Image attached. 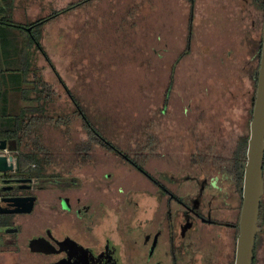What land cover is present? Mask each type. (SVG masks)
Segmentation results:
<instances>
[{
    "label": "rangeland",
    "instance_id": "obj_1",
    "mask_svg": "<svg viewBox=\"0 0 264 264\" xmlns=\"http://www.w3.org/2000/svg\"><path fill=\"white\" fill-rule=\"evenodd\" d=\"M75 1L15 0L11 7L15 20L25 23ZM257 1L262 0H195L191 23L190 0H88L47 22L42 43L93 124L122 151L138 161L141 152L151 151L153 158L175 152L182 167L194 151L230 162L241 137L251 132L257 82L249 60L258 51L264 19ZM32 58L57 100L43 138L25 142L41 152L47 175L77 181L83 199H106L110 194L103 187L94 194V171L119 168L126 176L127 164L103 147L83 144L89 140L67 89L41 53ZM58 115L64 123L55 129ZM151 162L144 167L156 166ZM46 187L50 191L40 193L41 201L55 200L66 188ZM15 251L0 248V264H17L22 256L25 261L27 255L19 258Z\"/></svg>",
    "mask_w": 264,
    "mask_h": 264
},
{
    "label": "flooded vegetation",
    "instance_id": "obj_2",
    "mask_svg": "<svg viewBox=\"0 0 264 264\" xmlns=\"http://www.w3.org/2000/svg\"><path fill=\"white\" fill-rule=\"evenodd\" d=\"M255 52L249 60L254 80L260 55ZM103 148L130 172L125 176L119 168L104 174L94 171V194L100 187L110 194L103 200L83 199L84 186L74 180L41 183L19 170L3 173L0 223L5 225L0 226V247L13 246L19 258L35 257L37 264H236L243 191L235 158L229 162L194 151L189 166L182 167L175 152H160L154 158L151 151L141 152L138 161L120 148ZM151 160L156 166L145 168ZM173 163L179 168L173 169ZM46 185L66 186L65 193L41 201L40 193L50 191ZM32 196L36 200L31 212H9ZM40 203L43 210L38 212ZM258 226L253 264H264V194ZM21 258L17 264H36Z\"/></svg>",
    "mask_w": 264,
    "mask_h": 264
},
{
    "label": "trees",
    "instance_id": "obj_3",
    "mask_svg": "<svg viewBox=\"0 0 264 264\" xmlns=\"http://www.w3.org/2000/svg\"><path fill=\"white\" fill-rule=\"evenodd\" d=\"M14 1L0 0V141L16 142V154L20 162L18 174L34 178L41 183H47L50 180L57 181L60 178L59 175L46 174V161L40 156L41 152L35 151L34 145L31 147V144L25 142V139L43 138V132L47 124L51 126L50 119L48 120V113L57 100L56 93L45 81L40 67L33 61L32 56L34 52H39L43 55L67 89V93L75 108V115L80 119L87 139H89V141L83 142V144L85 146L100 144L109 150H119L93 124L79 99L59 76L48 51L42 43L43 26L47 22L57 18L62 13L73 10L88 0L72 2L61 10H55L45 17L25 23L19 22L14 18L12 13L13 8L11 7ZM194 4L195 0H190V21L193 16ZM258 4L264 10V0L260 1V3L258 2ZM191 36L192 31L190 29L187 43L190 42ZM262 46L263 41L261 37L258 48L260 54L258 69L261 63ZM188 49L189 44L186 46L187 51L184 55L187 54ZM176 64L173 66L172 76L175 73ZM255 82H257V79ZM63 120L62 115H58L57 122L52 127L58 129ZM67 122L68 120L65 123ZM241 139L243 140L237 147L234 156L236 160L235 167L239 176V189L242 192L249 135L242 136ZM85 150L90 151V148H85ZM3 225L5 223L1 222L0 226Z\"/></svg>",
    "mask_w": 264,
    "mask_h": 264
},
{
    "label": "water",
    "instance_id": "obj_4",
    "mask_svg": "<svg viewBox=\"0 0 264 264\" xmlns=\"http://www.w3.org/2000/svg\"><path fill=\"white\" fill-rule=\"evenodd\" d=\"M262 52L261 63L257 74V91L253 98V114L251 132L248 140L247 162L245 164L243 185V207L240 219V233L238 237V249L236 264H253L254 246L256 234L259 230L258 220L261 200L264 194V19L262 27ZM8 148L12 152L17 151L15 141H0V149ZM8 163L6 157H0V172L7 173L19 170ZM24 206L11 209L10 213H28L33 210L36 197L25 199ZM16 229H7V232H15Z\"/></svg>",
    "mask_w": 264,
    "mask_h": 264
},
{
    "label": "built area",
    "instance_id": "obj_5",
    "mask_svg": "<svg viewBox=\"0 0 264 264\" xmlns=\"http://www.w3.org/2000/svg\"><path fill=\"white\" fill-rule=\"evenodd\" d=\"M0 157H6L7 158V161L8 163H12L14 165V169L17 168V154L15 152H12L10 151L8 148H5V149H0ZM3 173L0 172V176L2 175ZM0 187H1V180H0Z\"/></svg>",
    "mask_w": 264,
    "mask_h": 264
},
{
    "label": "crops",
    "instance_id": "obj_6",
    "mask_svg": "<svg viewBox=\"0 0 264 264\" xmlns=\"http://www.w3.org/2000/svg\"><path fill=\"white\" fill-rule=\"evenodd\" d=\"M0 248H1V247H0ZM2 249L6 250V249H7V247H4V248H2Z\"/></svg>",
    "mask_w": 264,
    "mask_h": 264
}]
</instances>
